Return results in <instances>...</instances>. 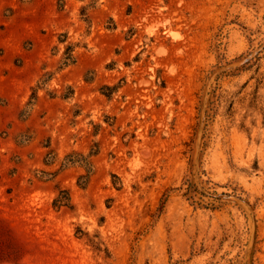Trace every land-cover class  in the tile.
Listing matches in <instances>:
<instances>
[{
  "label": "rangeland",
  "instance_id": "rangeland-1",
  "mask_svg": "<svg viewBox=\"0 0 264 264\" xmlns=\"http://www.w3.org/2000/svg\"><path fill=\"white\" fill-rule=\"evenodd\" d=\"M0 264H264V0H0Z\"/></svg>",
  "mask_w": 264,
  "mask_h": 264
}]
</instances>
